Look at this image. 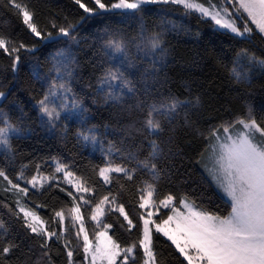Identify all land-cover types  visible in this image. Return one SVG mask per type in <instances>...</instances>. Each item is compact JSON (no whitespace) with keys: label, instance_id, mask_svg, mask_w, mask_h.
Returning <instances> with one entry per match:
<instances>
[{"label":"snow or ice","instance_id":"1","mask_svg":"<svg viewBox=\"0 0 264 264\" xmlns=\"http://www.w3.org/2000/svg\"><path fill=\"white\" fill-rule=\"evenodd\" d=\"M70 2L73 15L50 9L41 26L32 0H0V12L15 15L33 41L0 31L9 61L0 65V101L13 95V82L27 67L30 89L39 85L30 108L39 128L89 152L83 165L55 155L17 166L13 141L34 133L31 118L23 107L15 121L0 110V207L30 241L25 254L0 218V264H56L61 253L66 264H169L157 247L161 240L179 264H264V108L246 102L240 113L228 108L206 122L202 95L184 81L188 94L181 98L169 74V37L183 32L202 39L182 23L197 16L231 42L232 55L221 53L216 63L235 98L251 96L257 81L264 90V0ZM148 6L163 11L157 21L146 20ZM168 8L181 10V20ZM42 47L54 51L41 59ZM85 49L92 72L88 91H78ZM98 107L110 110L115 123H92ZM184 136L194 149L202 141L195 163L223 207L205 203L195 190H172L168 162ZM53 190L65 199L50 205L32 198ZM117 230L129 240L121 241Z\"/></svg>","mask_w":264,"mask_h":264},{"label":"trees","instance_id":"2","mask_svg":"<svg viewBox=\"0 0 264 264\" xmlns=\"http://www.w3.org/2000/svg\"><path fill=\"white\" fill-rule=\"evenodd\" d=\"M88 2V0H86ZM32 4L38 6L40 15L37 18L38 24L41 26L46 22V17L49 10L63 11L64 14L73 15L74 10L71 7L70 0H32ZM148 12L146 20L151 23L157 21L163 11L158 6H148ZM167 11L173 12L172 19L181 20L179 9L168 8ZM115 19H120L116 17ZM182 23L191 30L192 33L199 31L202 34V39L196 40L192 35H186L181 32L179 35L173 33L169 37V42L174 48V60L171 63L169 74L173 81L171 87L172 91L178 93L181 98L188 93L182 87V82L188 81L191 84L192 94L202 95L205 101V111L203 113L205 121L207 117L211 115H224V110L230 108L233 114L240 113L245 103H251L254 105L257 111L264 108V90L259 88L261 81H257V87L254 89L253 94L244 99H237L234 92L229 91L228 84L224 72L220 69L216 63V57L221 53H226L228 56L232 55L230 48V40L227 36L222 35L219 32L213 34V30L210 25L197 16L184 17ZM121 27H128L131 30L132 25H124ZM0 31L10 33L16 39H23L26 42H33L31 37L24 29L15 15L4 12H0ZM82 35H88V32L82 33ZM210 41V43L208 42ZM44 58L49 52L54 51L53 48H43ZM91 51L85 49L84 52L79 53L80 61L82 64V76L83 84L77 86V90L80 87H84L85 91L87 83L90 80L92 72L91 64L89 60L91 58ZM9 61L7 57L0 51V65H6ZM7 79L12 80V76L9 74ZM13 95L9 96L7 101H0V110L7 112L13 121L20 115L19 108L23 107L24 111L28 113L31 118L30 122L34 128V133L28 138L13 141L14 146L17 148L18 159L17 166L20 163H28L37 158L59 155L69 160H73L77 165H83L88 162L89 152L81 151L75 147V142L69 139L67 142L59 141L49 136L44 130L39 128L38 123L35 120V113L30 111L31 104L34 103L32 97L35 95V89L39 88L36 84L30 89L29 82V69L23 68L17 77V80L13 82ZM211 103L213 109H219L220 111L211 112L207 105ZM227 118V116H225ZM115 123V120L111 117L110 110H106L103 107H98L96 110V119L92 123ZM191 137L184 136L178 140V145L181 151L168 163L171 166L173 172V185L172 190L179 188L185 190H195L196 195H203L204 202L209 200L221 204L218 199L219 193L214 186L210 185L203 169L200 165L195 163V151L202 147V141H195V149L186 143ZM98 162V161H96ZM0 166H3L2 158H0ZM183 181L184 183H180ZM167 190V188L165 189ZM37 202H48L50 205L55 204L58 201L65 199V194L58 190L50 191L45 196L32 197ZM3 193L0 191V200H3ZM42 214L47 217L50 212L48 209H41ZM0 218L6 223L10 224L12 229V235L18 236L17 242L21 244V251L28 254V248L30 241L24 236L20 225L11 220L7 214V210L0 207ZM112 218L110 217V220ZM88 227H92L89 223ZM117 236L121 241H128L129 236L127 233L117 230ZM157 247L162 249L165 258L169 261V264H179L178 260L168 256L170 249L164 245L163 241L157 242ZM59 248L58 245H53L54 251ZM33 259L35 257L33 256ZM56 264H66L63 254L54 257Z\"/></svg>","mask_w":264,"mask_h":264},{"label":"rangeland","instance_id":"3","mask_svg":"<svg viewBox=\"0 0 264 264\" xmlns=\"http://www.w3.org/2000/svg\"><path fill=\"white\" fill-rule=\"evenodd\" d=\"M91 224V223H90ZM92 225V224H91ZM93 227V226H92ZM92 227L90 228V227H88L89 228V230H91L92 229Z\"/></svg>","mask_w":264,"mask_h":264}]
</instances>
